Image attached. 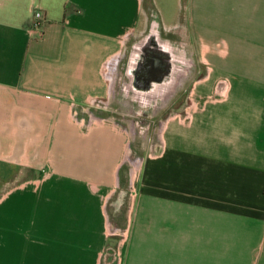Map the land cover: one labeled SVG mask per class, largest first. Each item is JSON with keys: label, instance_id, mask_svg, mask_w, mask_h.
I'll return each instance as SVG.
<instances>
[{"label": "crops", "instance_id": "0c3cea01", "mask_svg": "<svg viewBox=\"0 0 264 264\" xmlns=\"http://www.w3.org/2000/svg\"><path fill=\"white\" fill-rule=\"evenodd\" d=\"M143 3L0 0V264H264V0L187 1L206 70L145 158L109 119Z\"/></svg>", "mask_w": 264, "mask_h": 264}, {"label": "rangeland", "instance_id": "374dc122", "mask_svg": "<svg viewBox=\"0 0 264 264\" xmlns=\"http://www.w3.org/2000/svg\"><path fill=\"white\" fill-rule=\"evenodd\" d=\"M187 1L188 0H144L143 3V8L146 12L145 28L148 26V29L151 28V25H156V31L162 36H166L168 39L166 40L168 41L167 43H169L174 50L176 48L179 52L180 63L176 61L175 64L174 61L175 66L171 70V74L173 72L171 78L173 84H170V79V82H167L162 86L164 88L168 87L170 84L168 89H162L157 95H138V93L134 92V89L131 86L128 87L129 77L124 73L125 67H121V64H119L118 67L120 71L119 78H116L117 82L114 81L115 84L113 88L115 98L109 110L113 114V118L109 119L111 123L128 131L130 134V142L132 144V153L135 155H142L144 158L149 157L148 153L158 150L159 131L162 122L167 116H173L176 114L181 117V119H185L186 114H188L193 107V86L196 83V80L201 78L206 70L207 64L202 60L200 53L201 43L200 41L198 42L190 38L191 32L189 30V25L191 24L188 25L187 21ZM143 36L144 33L138 37L136 42H138ZM157 36L159 37L158 34ZM133 43L134 41H131L129 46H132ZM175 52L176 51H174V53ZM133 54L134 53H132V55ZM172 58L175 59L173 55ZM121 60L125 62L124 55ZM128 71L129 70H127V73ZM115 74L116 69L113 74L114 77L116 76ZM122 77L124 78L122 79ZM113 79L115 80V78ZM221 88H223V84L222 82H219L216 84L215 91H218V89L220 90ZM111 140L112 143L110 146L101 148L99 155L97 154L93 156L89 153L86 147L83 146L81 148L82 159L99 167L106 161L109 163L117 153V142L119 137L114 134ZM127 152L128 150L126 151V154H128ZM132 162L135 166L136 160H132ZM108 163L106 162V164ZM139 165L140 164H137L135 166L134 172L132 170L133 168H131L130 173L133 177H137L139 173ZM123 173L124 170H121L122 175ZM127 192V194L130 195V199L131 195H135V189L133 187ZM116 199L123 200V196L119 195ZM123 217L120 212H114L113 222H115V224H127L126 218ZM123 231L124 230H120L118 232L119 234L115 235L122 236L124 233Z\"/></svg>", "mask_w": 264, "mask_h": 264}, {"label": "flooded vegetation", "instance_id": "af4514ba", "mask_svg": "<svg viewBox=\"0 0 264 264\" xmlns=\"http://www.w3.org/2000/svg\"><path fill=\"white\" fill-rule=\"evenodd\" d=\"M155 26L151 25V28L148 29V26L146 27L144 36L138 42L134 41L133 45L127 48L125 62L121 61V67H125V73L127 74V77H129L128 87L131 86L134 89V92L138 93V95L141 96H143L144 94L157 95L160 91H162V89H168L170 84L168 87L163 88L162 86L168 82L169 77L172 78L173 74V72L171 74V71L166 69L165 64L158 57H156V53H158L159 50L162 49L161 44L165 45V43L168 42L166 41L168 39L166 38V36L164 37L158 31H156ZM154 30L156 31V34H158L159 37L161 36L162 40L164 41L163 43V41L161 40V44L156 45V47H153L152 44H149L150 36L153 34L152 31ZM137 47L138 49L140 48L139 52L138 49H136ZM133 52H137L136 56H133L134 54L132 55ZM150 52H154V57L153 55H151L152 60L148 62L146 59L147 56L145 55L146 53L149 55ZM175 55L176 52L174 53V57ZM169 56L170 55H168V59ZM127 70H129L128 73ZM171 82L173 84L172 79ZM155 87L157 89H155Z\"/></svg>", "mask_w": 264, "mask_h": 264}, {"label": "bare ground", "instance_id": "6f19581e", "mask_svg": "<svg viewBox=\"0 0 264 264\" xmlns=\"http://www.w3.org/2000/svg\"><path fill=\"white\" fill-rule=\"evenodd\" d=\"M153 26V25H152ZM152 35L150 36V43L149 44H152L153 45V47H156V45H159V44H161V40H162V38H161V36L160 37H158L157 36V34H156V31L154 30V31H152ZM166 42V41H165ZM164 43V42H163ZM140 44V43H139ZM166 44L167 45H163V44H161L162 46H161V50L162 51H166L167 53H169V52H171L172 53V55L174 56V51H176V55H175V59H173V58H169L168 59V65H169V70H172V68H174V61H175V63H176V61L177 62H179L180 63V61H179V52L176 50V48H175V50L169 45V43H167L166 42ZM136 49H138V47L136 48ZM146 50V49H145ZM135 51V50H134ZM140 51V48L138 49V52ZM134 53V55L133 56H136V54H137V52H133ZM170 53V54H171ZM151 55H153V57H154V52H150L149 53V55L146 53V55L145 56H147V61L148 62H150V60H152L151 58ZM168 55V54H167ZM172 55H171V57H172ZM149 56V57H148ZM172 59H173V62H172ZM172 64V65H171ZM167 69V68H166ZM182 74V73H181ZM180 75V74H179ZM178 75V76H179ZM171 79V78H170ZM169 79V80H170ZM168 80V82H170ZM155 89H157L156 87H155Z\"/></svg>", "mask_w": 264, "mask_h": 264}, {"label": "built area", "instance_id": "2783aa9c", "mask_svg": "<svg viewBox=\"0 0 264 264\" xmlns=\"http://www.w3.org/2000/svg\"><path fill=\"white\" fill-rule=\"evenodd\" d=\"M32 21H31V28L37 29L40 28L41 24L44 21V14L40 8H33L32 9ZM187 116V114H186ZM185 116V117H186Z\"/></svg>", "mask_w": 264, "mask_h": 264}, {"label": "water", "instance_id": "95a60500", "mask_svg": "<svg viewBox=\"0 0 264 264\" xmlns=\"http://www.w3.org/2000/svg\"><path fill=\"white\" fill-rule=\"evenodd\" d=\"M165 45H167L166 43H165ZM171 52H169V53H167L166 51H162V50H159V52L158 53H156V57H158L164 64H165V67L167 68V70H169L170 68H169V65H168V55H170L169 56V58H172L171 57V54H170ZM168 54V55H167ZM165 59V60H164ZM151 61V60H150ZM172 65V64H171ZM169 71H171V70H169ZM171 77H169V79H170ZM170 84H172V82L170 83Z\"/></svg>", "mask_w": 264, "mask_h": 264}]
</instances>
